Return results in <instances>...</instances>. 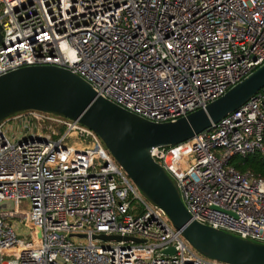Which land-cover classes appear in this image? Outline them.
Listing matches in <instances>:
<instances>
[{
    "label": "built area",
    "instance_id": "1",
    "mask_svg": "<svg viewBox=\"0 0 264 264\" xmlns=\"http://www.w3.org/2000/svg\"><path fill=\"white\" fill-rule=\"evenodd\" d=\"M0 26V77L58 67L154 123L206 108L264 66V0H0ZM255 154L264 89L151 151L194 221L264 244V178L230 165ZM4 202L14 209H0V264H225L198 253L78 121L25 111L0 123Z\"/></svg>",
    "mask_w": 264,
    "mask_h": 264
},
{
    "label": "water",
    "instance_id": "2",
    "mask_svg": "<svg viewBox=\"0 0 264 264\" xmlns=\"http://www.w3.org/2000/svg\"><path fill=\"white\" fill-rule=\"evenodd\" d=\"M1 31L0 26V42ZM263 89L264 66L206 108L175 122L154 123L97 96L88 82L68 70L27 67L0 77V123L25 111L78 121L100 137L141 194L165 211L175 229L198 253L225 264H264V244L194 221L177 185L151 157L154 148L180 145L210 129ZM0 209L12 210L14 204L4 202ZM100 238L130 240L105 235ZM174 253V249L166 252Z\"/></svg>",
    "mask_w": 264,
    "mask_h": 264
},
{
    "label": "trees",
    "instance_id": "3",
    "mask_svg": "<svg viewBox=\"0 0 264 264\" xmlns=\"http://www.w3.org/2000/svg\"><path fill=\"white\" fill-rule=\"evenodd\" d=\"M230 165L241 174L251 172L256 176L264 178V155L262 154L234 157L230 161Z\"/></svg>",
    "mask_w": 264,
    "mask_h": 264
},
{
    "label": "rangeland",
    "instance_id": "4",
    "mask_svg": "<svg viewBox=\"0 0 264 264\" xmlns=\"http://www.w3.org/2000/svg\"><path fill=\"white\" fill-rule=\"evenodd\" d=\"M51 115H52V114H51ZM54 116H55V115H54ZM56 117H58V116H56ZM61 118H62V117H61ZM63 119H65V118H63ZM65 120H69V119H65ZM47 126H48V125H44V126H43V127L45 128L44 131H45L46 133H49V131H48V129H47ZM58 137H59V135H58V136H54L53 138H54V139H57ZM22 210L25 211L26 209H25V208H22ZM25 225L28 226V223H26Z\"/></svg>",
    "mask_w": 264,
    "mask_h": 264
}]
</instances>
